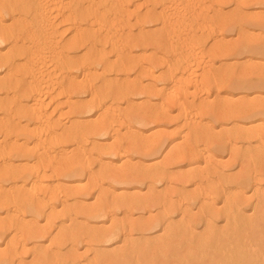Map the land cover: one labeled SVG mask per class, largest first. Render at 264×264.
Returning a JSON list of instances; mask_svg holds the SVG:
<instances>
[{
	"label": "bare ground",
	"instance_id": "bare-ground-1",
	"mask_svg": "<svg viewBox=\"0 0 264 264\" xmlns=\"http://www.w3.org/2000/svg\"><path fill=\"white\" fill-rule=\"evenodd\" d=\"M141 1L156 12L150 23L160 25L161 38L167 39L170 47L166 72L156 81L161 88L151 96L153 113H163L161 106L177 105L181 98L184 102L188 98L185 91L198 89L205 82L204 74L209 72V62L217 53L207 56L206 42L226 7L224 1L4 0L0 4V50H8L0 53V200L5 202L0 203V209L7 213L6 220L0 223V239L8 231L14 233L13 243L0 252V264H20L30 254L34 264L264 261V170L253 174L244 169L236 180L230 179L210 151L192 152L196 167L192 176H179L182 190L159 194L157 186L165 185L164 171L148 177L141 169L120 170L115 166L126 159L129 162L132 155L142 151L148 158L163 148L156 142L147 143L141 136V149L131 146L128 158L118 154L127 123L135 122L144 128L150 123L146 115L125 112L124 108L133 97L149 95L152 90L142 91L136 84L125 88L124 81L132 74L162 67L159 61L145 55L150 48L159 49L160 37L145 32L137 39L129 36L133 22L142 25L141 31L146 26L141 20L143 7L138 6ZM261 5L264 0H260ZM6 17L10 26L2 23ZM245 20L264 27V17ZM238 24L227 26L232 29ZM212 39L216 42L218 37ZM249 40L247 37L229 52L237 57L264 56V42ZM83 50L86 53L82 58H71ZM137 50L142 57L135 60L131 53ZM225 51L221 49L220 54ZM219 79L221 85L226 84L222 76ZM231 83L239 91L263 90L264 73H244ZM218 88L220 96L221 86ZM72 98L86 99L72 105L71 114H65L63 101ZM192 99L184 110V129L190 133L186 142L194 145L201 140L195 131L203 130L204 117L195 115L198 101L196 97ZM205 112L211 121L222 117L216 107ZM241 113L243 120L261 119L264 103L253 104ZM83 115H89L90 122L85 123ZM71 117L78 118V122L72 124ZM261 131L238 129L229 137L244 147L242 152L258 143L264 154ZM106 136L111 140L118 137L109 149L98 143ZM215 139L208 135L204 142L216 149L224 146L225 140ZM72 143L87 151L80 156L68 155L67 148ZM173 143H167V152ZM107 156L115 157L110 165L104 163ZM82 177L91 178L88 190L95 189L101 195L91 207L80 204L87 190L64 185L68 179ZM215 179L216 184H211ZM143 185L150 191L140 197L135 190ZM192 185L196 189L188 191ZM120 187L129 190L115 194ZM245 189L252 190L249 198L240 195ZM218 203H223L224 208L217 209ZM193 207L199 208L197 215L189 212ZM153 209L157 214L144 218ZM137 213H141L139 218ZM26 215L52 222L62 220L69 228L56 229L54 236L53 227L36 228L24 222ZM32 240L36 243L30 250L28 242ZM81 248L86 252H77Z\"/></svg>",
	"mask_w": 264,
	"mask_h": 264
},
{
	"label": "rangeland",
	"instance_id": "rangeland-1",
	"mask_svg": "<svg viewBox=\"0 0 264 264\" xmlns=\"http://www.w3.org/2000/svg\"><path fill=\"white\" fill-rule=\"evenodd\" d=\"M3 2L4 0H0V4H2ZM222 2L226 7H224L225 9H223V11L221 12L222 16L217 21L218 25H216V27H214L213 29L215 35L212 32V35L210 34V36H208L207 38V41L209 43L206 42V48H208L206 49V55L211 56L212 54L214 55V52L217 53L216 58L209 62V72L204 74V76L206 77L205 82H203L201 84L202 86L198 89L195 88L189 91H185V95L188 98L185 99V97L184 102L183 98H181L183 104L181 103V100H179V104L177 102L178 106L173 103V105L171 104V106H161L163 113L160 110L161 112H157L158 114L154 112L156 115H154L153 109L150 108L152 104L151 96L154 92H158L161 88V85L156 81L166 72L164 68L166 66V63L168 62L167 53H169L170 47H168L169 42L167 41V39L161 38L162 35L160 34V25L155 22L150 23V18L152 19L156 12L152 9V7L144 5L145 1H141L138 3V6L143 7L141 20L146 22V26L144 27V30L141 31L139 27H141L142 25L140 26L136 21L133 22V28L129 36L132 39H137L141 36L142 32H145L147 34H152L153 36L160 37L161 40L157 43L159 45V49L156 51V48H150L149 52H147L145 55L149 58H153L156 61H159L162 67H153L154 69H147L146 71L141 72L140 75L132 74L124 81L127 84L125 88H129L131 84H136L137 88L142 91H145L146 89L152 90L149 95L143 94L138 97H133L124 108L125 112L135 111L136 113L143 116L146 115L149 118L150 123L144 128L140 127L141 125L139 126L135 122V125H133V123L128 124L126 122L127 125L124 127L121 134V137L123 138L122 143L124 148H118L119 152H117L118 154H122L124 158H128L129 156H131L129 155V153H132L131 146H137L140 143L138 139L141 136L148 140L147 143L156 142V144L162 146L163 148H160V150L156 152L155 155L149 156L148 158L142 155V151L139 154L132 155L133 157L130 158L131 160L129 162L127 161L128 159H126L123 164H116L115 166L120 168V170H125L128 167H135L136 169H141L143 176L148 177L153 176L150 175L151 173L164 171V174H166V180L164 182L165 185L162 184L157 186L159 194H163V191L165 190L171 192H178L182 190V182L180 183L179 176H192V174L190 173H192L191 171H193L196 167L195 159L193 157V153L195 152L203 153L210 151L215 157L216 164L223 169L224 174L230 179L236 180L243 173L244 169L253 174L264 170V154L262 152V148L258 143H255L253 146L246 147V152H242L244 151V147L240 143L232 141V139H230L229 137V134L231 132L238 129H245L248 131L261 128V133H264V117L261 119L255 118L243 120V114L241 113L245 112V110H248L253 104L264 103V89L239 91L231 83L232 80L236 79L240 75H243L244 73L263 74L264 56L244 54L237 57L234 56L233 53L229 52L237 45L241 44L243 40H247V37H249V41L251 42H264V27L251 25L250 23L247 24L245 20L248 17H264V5L259 6L260 0H222ZM235 2H239L240 4H236ZM236 5H241V7L237 8ZM4 20L5 21H2V23L6 26H10V19L6 17ZM237 21H241L242 23L238 24ZM233 23L238 25L232 27V29L229 26V29L227 25H234ZM215 36H217L218 39L216 42H213L212 38ZM70 38L71 37H69L68 39ZM210 39L211 41H209ZM217 43H219L220 45L217 46ZM221 49H224V51L226 50L224 54H220ZM7 51L8 50H0V53L3 54ZM107 51L111 56L112 62H114L113 55L110 54V49H108ZM138 51L139 50L131 53V57L135 60L142 57V53ZM85 53V50L77 51L74 55L71 56V58L80 59ZM1 71L3 72V70ZM1 71L0 74H2ZM219 76H222V81H224L227 85H224V83L223 85L220 84L222 82L219 81L221 80L219 79ZM2 78L0 77V79ZM218 84L221 86L220 96H217L216 93L217 90H219ZM193 97H196V100L198 101V111L195 113V115L200 118L204 117L202 119L203 130L195 131L198 136L200 135L201 140L199 143L194 145L190 144L189 141L186 142V140L190 136V133L189 130L184 129V110L189 103L193 102ZM85 99L86 98H72L70 101H63V103H66L64 113L71 114L72 105L78 104L80 101H84ZM223 101H227V104H223ZM179 105H185V108L183 109L184 106L180 107ZM211 107L218 108V113L222 117H220L216 121H211V119L207 118V116L205 115V111L211 109ZM83 116L86 118V122L84 120L83 121L85 123H88L90 122L89 117L93 115L91 114L90 116ZM87 117L89 120L87 119ZM71 118L72 124L78 122V118ZM142 131L146 132L147 134L143 135V133H141ZM208 135L216 138L215 140H225L224 146L217 149L213 146H206L204 137ZM105 138H107V136ZM105 138L103 137L102 139H98V143L102 145L104 149H109L110 147H112L115 143H117L118 139V137H116L114 140H111L110 137H108L107 139ZM169 140H173L174 143L172 146V150L170 152H167L165 149L167 143L170 142ZM76 146V143L70 144L67 148V154L72 156L78 154V156H80L83 155L85 151H87L86 148L80 150ZM85 146L88 145L86 144ZM137 147L140 148L139 145ZM181 153L183 154V156H181ZM107 157L104 163L110 165L111 162L114 161L115 157H113V159H110L111 156ZM166 165L168 166L166 167ZM48 175L52 177L53 173H49ZM95 175L92 178H95ZM90 179L91 178L82 177L78 180L68 179V181L64 182V185L66 187H69L70 189H80V191L87 190L88 194L86 196H83L80 202L82 206L84 205L87 207H91L95 205L101 198L100 193L95 189H90V191L88 190L90 186ZM211 184L215 185L216 179L212 180ZM187 189L188 191H193L196 189V187L192 185L188 186ZM126 190L129 189L120 187L115 189L114 193L121 195L125 193ZM149 191L150 187L147 185H143L138 186L135 190V193L140 197H145L146 195H148ZM240 195L241 197L249 198L252 195V190L245 189L244 191H241ZM2 200L3 198L0 200V203L4 204L5 202ZM207 203L210 202L207 201ZM223 208L224 204L218 203L217 209ZM5 210L6 209H0V223L5 221L7 218V213ZM58 210H62V207L60 206ZM189 212L193 215H197L200 211L198 207H193ZM156 214L157 210L153 209L150 214H144V218H148L150 216L152 217ZM28 216L27 219L24 220V222L30 223L31 225L33 224L32 226L36 228H46L50 226L54 228V231H56V229L59 230L61 228H69V225L65 224L62 220L52 222L49 218L38 220L36 218ZM140 216L141 213H137V217L139 218ZM13 234V231H8L7 236L4 239H0V252H5L13 243ZM56 234L57 231L54 233V236ZM34 243H36L34 240L28 242L30 250H32ZM77 252L82 254L86 252V249L81 248V250H77ZM34 262L35 258L32 254H30V256L24 257V259L20 261V264H34ZM247 263L264 264V261H247Z\"/></svg>",
	"mask_w": 264,
	"mask_h": 264
}]
</instances>
